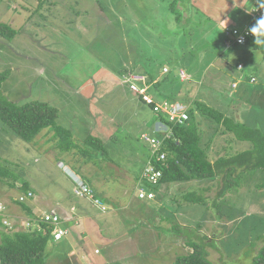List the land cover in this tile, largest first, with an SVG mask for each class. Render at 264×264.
Wrapping results in <instances>:
<instances>
[{"label":"rangeland","instance_id":"rangeland-1","mask_svg":"<svg viewBox=\"0 0 264 264\" xmlns=\"http://www.w3.org/2000/svg\"><path fill=\"white\" fill-rule=\"evenodd\" d=\"M19 1L21 5L16 4ZM190 2L189 11L182 10V24L189 15L191 19L185 30L191 35L195 50L192 49L191 62L175 68L180 80L185 82L182 93L188 90L186 101L177 102L187 109L189 101L198 95L208 106L227 110L232 107L226 102L230 100L231 89L227 87L230 77L238 72L251 74L256 78L253 87L261 86L258 89L261 97L257 101L262 110L257 104L252 105L254 118L246 123L263 131L264 66H246V57L236 54L245 50L241 47L244 45L226 47L223 41L226 27L245 25L244 17L235 21L231 16L235 8L243 11L245 0ZM13 3L18 13L7 12L8 5ZM168 4L169 0H44V4L38 0H0V22L6 21L18 30L11 41L0 37V72L10 70L3 84L4 95L20 103L29 99L49 103L57 108V122L72 131L77 145L83 146L81 140L90 133L99 138L106 149L101 155L90 151L83 156L79 148L64 152L58 148L59 142L52 132L43 130L35 143H26L0 124V165L18 177L13 188L6 184L11 180L0 181L3 224L0 231L9 224L15 232L25 231L26 220L33 219L13 203L23 193L20 187L24 182L34 196L26 202L34 214L39 216L50 209L59 212L65 221L72 214L76 215L78 227L79 224L85 226L72 229L73 235L53 245L54 249L48 245L51 254L46 264H174L177 256L190 251L183 233L177 235L175 227L213 240L217 249L209 251L212 261L222 259L226 264H246L244 253L249 245L255 241V250L248 253V258L259 248L256 236L264 235V189L256 187L261 181L258 173L243 174L240 187L225 196V205L218 210L188 205L180 198L187 191L209 185L207 181L161 186L156 194L158 198L151 201L136 197L150 151L142 135L156 137L158 129L163 127L137 94L127 87L122 89L128 82L130 86L139 87L135 80L143 78L138 74L123 75L126 71L122 73V70H127L132 62L143 70L146 59L140 60V50L136 49V44L133 49L127 35L134 39L139 34L148 44L158 42L152 37L157 33L166 38L174 36L176 26L167 15ZM29 11L33 13L30 15ZM85 19L88 23H84ZM100 20L102 28H99ZM194 28L199 35L193 40L197 32ZM116 29L120 35L118 37L117 32L115 38L112 34ZM187 56L185 53L184 60ZM231 56L235 57L227 63L232 71L222 69L229 72L220 77L213 61ZM158 60L160 64H169L164 55ZM237 62L244 65L243 70L235 66ZM163 67L165 74L170 66ZM119 71L122 75H118ZM107 72L112 86L104 78L103 73ZM162 76L158 75V79ZM97 78L101 82H96ZM193 78L197 81L191 82ZM152 85L145 84L142 88L145 95L159 103L161 87L157 93ZM210 128L209 121L200 120L198 132L212 162L218 156L250 147L249 143L235 142L228 136L217 135L210 139L213 132ZM71 175L77 176L73 177L76 182L82 181L94 189L93 193L97 192L99 199L94 198L107 203L105 212L94 210L91 199L72 193ZM210 192L213 195V191ZM58 199H63L61 207L55 205ZM49 200L53 201L51 207ZM65 225L69 226V222Z\"/></svg>","mask_w":264,"mask_h":264},{"label":"trees","instance_id":"trees-1","mask_svg":"<svg viewBox=\"0 0 264 264\" xmlns=\"http://www.w3.org/2000/svg\"><path fill=\"white\" fill-rule=\"evenodd\" d=\"M38 1L41 4H44V0ZM165 1L166 0H164V2ZM16 4L21 5V2L19 1V3ZM14 5V3L11 5L9 4L7 12L12 11L18 13L15 8L16 6ZM191 6L190 0H169L167 15L169 14V16L172 17V21L176 26V31L173 33L174 36L172 37L166 38L163 35L159 36L157 33L152 37L154 40L157 39L158 42L154 41L153 43L148 44L145 37H141L139 34H137L134 39L127 35L128 39L131 40L133 49L134 44H136V49H138V51L140 50V60L144 58L146 59L142 66L143 70L139 68L137 69L135 62H132L130 66L125 68L127 70H122V73L126 71L123 75L138 74V76H141L143 80H135L138 82L137 84L139 87H143L145 84L153 83L152 90L157 91V93L161 87L159 96L162 99L157 98L159 102H177L179 100L186 101L185 98H187L188 90L185 94L182 93L184 89L183 84L185 82L180 80L179 75L175 72V70H177L175 68H178L179 65L183 66L193 60L191 54L192 49L195 50L192 48L195 43L192 39H190L191 35L189 32L185 30L191 19L189 15L185 19V24H182L184 19L182 10L185 9V11H189ZM252 6L260 8L258 0H245L243 5L245 9L250 10ZM71 10H73V8ZM33 11H29L30 15ZM232 13L231 16H233L235 21L237 18H248L245 25H248L250 29L259 19L258 17H252L251 12L245 10L242 11L240 8H235ZM69 14L70 13L68 11L67 15L69 16ZM37 15L40 16L39 14ZM71 19L72 18L70 17V20ZM84 23H88V21L85 19ZM99 23V28H102L103 26H101V20ZM234 26L237 25H233L232 27ZM243 26L238 25V27ZM106 27L108 28V26H105V28ZM114 28H116L115 25ZM194 30L197 31L196 28H194ZM117 32L119 37V29H116V32L112 34L113 37H115ZM17 33L18 30L13 29L6 21L0 22V37L4 40H13ZM197 35H199L198 31L193 34V40L196 39ZM122 36L124 35L122 34ZM225 39L226 37L223 36V41ZM259 39L264 40L262 36L259 37ZM254 40V36L247 39L244 46L241 47L250 49L251 51L260 52L264 60V44H257ZM191 42H193V45H191ZM235 45L237 44H233L231 47H235ZM185 53H188L186 60H184ZM162 55L165 56V60H167L169 64L158 63V59L161 58ZM163 65L170 66V69H167L165 74L162 73V68H164ZM238 65L241 64H237V66ZM242 67L243 66L241 65V68L239 69L242 70ZM187 71L188 74H191V71ZM103 75L104 78H107L106 83H110L112 86V80L111 78H108V72L107 74L103 73ZM118 75H122L121 71L118 72ZM158 75L163 76L161 79H158ZM248 75H246L245 81L253 82L255 78L249 77ZM9 76L10 70L8 69L0 72V124L4 129L10 131L13 136L26 143H35V139L43 130L52 132L53 137L59 142L58 148H61L64 152H70L74 148H79L82 155L84 154L83 156L88 154L90 151H97L100 155L101 153L106 152L102 141L90 133H88V135L81 140L83 146L77 145L74 142V138H72V131L57 122V108L49 103L33 99L20 103L17 100H11L7 97V95H4L3 84L8 80ZM193 79H191V82L196 80ZM96 80V82H101L98 78ZM126 85L128 86H123L122 89L125 87L129 88L128 90L130 92L137 94L140 102L146 104V102L142 100V96L130 88L129 82ZM90 94H92V92ZM196 96L197 97L192 99V101L187 99V101L190 102V106L187 108L188 118L182 124L168 122L161 115H156L160 122L164 123L170 132V136L162 140L161 147L157 152L158 154L163 153L165 159L157 161L155 154L150 157V151L148 152L149 156H147L148 158L150 157V161L154 169L160 171L161 175L158 183L155 185H151L145 182V180L142 181L140 178L138 182H142L146 188L151 189L154 192L153 199H155V197L158 198L156 194L159 192L161 186L189 183L193 181H200L204 183L207 181L210 183L209 185L204 188H196L191 191H187L182 194L180 198L183 203L188 205L205 206L206 208L210 207L218 210L221 206L225 205V196L233 189L240 187L241 178L243 174L247 172L260 174L261 181L256 187L259 190L264 189V130L262 131L254 126L248 125L237 115H231L226 111L214 109L208 106L206 102L202 101L201 98H198V95ZM153 101L157 102V100ZM153 104H147L151 111ZM202 119L210 122V129L213 131L210 135V139L216 137L217 135L228 136L232 139V141L249 143L250 147L243 151L239 150L231 153L228 156H218L213 162L210 161L207 156L208 147L203 145L202 136L198 132V126L200 120ZM157 137H162V133H158ZM17 179L18 177L16 174L8 168L0 165V181L11 180L12 182H6V184L8 187L13 188L15 187ZM20 190L23 193H27V191H29V185L24 182L21 185ZM210 191H213V195ZM96 193L97 192L95 191L94 196H96ZM96 198L98 197L96 196ZM13 203L18 204L25 215L33 216L32 208L26 202L14 199ZM100 204L104 207L107 205V203L103 200ZM93 209L105 212L95 206H93ZM1 218L2 215L0 214V226L3 227ZM68 222L69 226L65 225L66 222L63 224V227L68 229L67 234L63 238L72 234L70 226H73L75 222L74 220ZM53 227L52 225H48L43 222L38 223V227L34 230L15 232L13 229L4 227V230L0 231V264H46L51 254V252L47 249V246L51 245L52 249H54L53 245L64 240L61 239L58 242H52L51 232ZM173 230L177 235L183 233V236L186 238L185 244L190 249L188 253L177 256L174 264H226L222 261V259L215 261L209 259L210 249H217L213 240L207 238L206 236L195 234L193 231H189L188 229H184V231H182L181 228L175 227ZM256 241L260 243L256 253L250 258L247 256L248 253L255 250V241L249 245V249L244 253V257L247 259L246 264H264V235L260 234L256 236Z\"/></svg>","mask_w":264,"mask_h":264},{"label":"built area","instance_id":"built-area-1","mask_svg":"<svg viewBox=\"0 0 264 264\" xmlns=\"http://www.w3.org/2000/svg\"><path fill=\"white\" fill-rule=\"evenodd\" d=\"M252 17H258L259 19L264 16V10L259 9V8H253L251 10ZM225 37L226 39L224 40V45L226 47H229L233 44L237 45H244L247 41V39H250L253 37V34L250 31V28L248 25H244L243 27H226L225 28ZM238 68H241V65L237 66ZM130 88L133 91H137L138 94L142 96V99L146 104H153L152 106V112L155 113L156 115H161L164 117L168 122H173L177 124H182L185 122L188 118L186 108L184 105L178 103V102H167V101H162V102H154L152 101L151 97L145 95V89L142 87H137L135 85H131ZM136 92V93H137ZM163 128H159V133H162V137H154V136H148V135H142V140L149 146L150 150V157L153 156L154 154L156 155V160L161 161L165 159V156L163 153H157L158 150L161 147L162 140L164 138H168L170 135V132L167 131L168 128L160 122ZM150 157L147 159V162L145 164V167L141 173V180H145V182L155 185L158 183L159 177H160V171H157L154 169L153 165L151 164ZM159 173V175H157ZM77 178V177H76ZM77 179L74 180L75 182V187L73 188V194L76 196L80 197H86L88 199H91L93 201V205L97 208H100L102 211L105 210V207L100 204V202L94 198V193L92 190L86 186L82 181L76 182ZM144 185L141 182V186ZM139 186L137 190L135 191L136 197L139 200H151L154 198V192L151 189L148 188H143ZM32 194L28 192L26 195H22L19 197V201L26 200L30 198ZM104 209V210H103ZM41 220L49 225H53L54 229L52 231L53 238L55 240L60 239L66 231L64 229H61L59 227V224L61 222V216L49 212L46 214H43L41 217Z\"/></svg>","mask_w":264,"mask_h":264},{"label":"crops","instance_id":"crops-1","mask_svg":"<svg viewBox=\"0 0 264 264\" xmlns=\"http://www.w3.org/2000/svg\"><path fill=\"white\" fill-rule=\"evenodd\" d=\"M246 6V5H245ZM249 6H251V5H249ZM251 8V7H250ZM252 8H255V6H252ZM251 8V9H252ZM251 9L250 10H248V9H243V10H245V11H251ZM237 17H238V15H237ZM247 19L248 18H244V22H246L247 23ZM263 37V36H262ZM243 52V53H242ZM241 53H236L238 56H245L246 57V60H247V63H245V65L246 66H249V65H251V66H254V65H260V66H264V60H263V58H262V55L260 54V52H258V51H251L250 49H245L244 51H242ZM206 55H207V53H206ZM236 56V55H235ZM235 56H231L230 58H225V60H224V58L223 59H221L220 57L217 59V60H215V61H213L214 62V65L215 66H217V68H218V70H219V74H220V77H223L224 75H226L229 71H232V69H229V65H228V63H227V60L229 59V60H231L232 61V58H234ZM237 64H241L243 67V69H244V65L241 63V62H237L236 64H235V66H237ZM222 69H226V70H228L229 69V71L228 72H225L224 70H222ZM242 69V70H243ZM236 70V69H235ZM179 71H182V72H184L182 69H179ZM236 72H238V69L236 70ZM239 74H235V73H233L234 74V78H238V77H240L239 79H234L232 76L230 77V79H229V81H228V84H227V87H229L230 89H231V91L229 92V95H230V100H226V102H230V105L232 106L231 108H229V109H227V110H224V111H226L227 113H229V114H231V115H237L242 121H244L245 123L246 122H249V120H251V119H253L254 117H253V115H254V113L252 112V105H255V104H257V105H259V107L258 108H260L261 110H262V107H260V104L258 103V99H259V97H261V93H260V90H258L259 89V87H261V86H257V87H253L254 85H256V78L253 76V75H248V74H246V73H241V72H238ZM263 74H264V72H263ZM246 75H248L249 77H252V78H255L254 79V81L253 82H249V83H247V81H245V77H246ZM236 76H238V77H236ZM190 79V78H189ZM199 80V79H198ZM212 80H213V78H212ZM192 81V80H191ZM195 81H197V80H195ZM194 81V82H195ZM264 83V82H263ZM198 84L200 85L201 84V81L199 82L198 81ZM264 87V86H263ZM252 94V95H251ZM251 95V96H250ZM254 96V97H253ZM243 99H246V101L248 102V103H250L251 105H246L245 103H244V100ZM240 106H242V107H240ZM252 107V108H251ZM232 109V110H231ZM258 111V110H257ZM232 112H233V114H232ZM255 119H256V117H255ZM62 163H64V162H62ZM50 202V205H48L49 207H51V206H53V201H51V200H49ZM62 201H63V199H58L56 202H55V205H58L59 204V207H61V203H62ZM82 210V209H81ZM70 214V213H69ZM72 215L70 214L69 215V217H71ZM72 217H75L74 218V222H75V224L72 226H70V230H72L73 229V231L74 230H76L77 228H80V229H82L83 227H85L84 226V224H83V226L82 225H80L79 224V227H78V225H77V219H76V216H72ZM83 223V222H82ZM77 225V226H76ZM82 227V228H81ZM84 229V228H83ZM83 231L84 230H82V231H80L79 230V232H81V233H83ZM75 232H77V231H75Z\"/></svg>","mask_w":264,"mask_h":264},{"label":"clouds","instance_id":"clouds-1","mask_svg":"<svg viewBox=\"0 0 264 264\" xmlns=\"http://www.w3.org/2000/svg\"><path fill=\"white\" fill-rule=\"evenodd\" d=\"M258 3H259V7L260 8H264V0H258ZM255 8H258V7H255ZM259 8V9H260ZM253 9V8H252ZM251 9V10H252ZM262 10H264V9H262ZM251 12V11H250ZM250 31H251V33L253 34V36L255 37V40H254V42L255 43H257V44H264V40H261V39H259V37H261V36H264V16H262L260 19H258L257 20V22H256V24L253 26V27H251V29H250ZM186 111H187V109H186ZM155 114V113H154ZM156 115V114H155ZM188 115V114H187ZM164 124V123H163ZM165 125V124H164ZM166 126V125H165ZM170 136V135H169ZM146 162H147V160H146ZM145 162V163H146ZM64 167H66V166H64ZM64 167L62 168V169H64ZM65 172L67 173L68 172V169H66L65 170ZM157 175H159V173H157ZM73 177H77L76 175H71V179H72V182H73V188L75 187V182H74V179H73ZM85 184V183H84ZM28 192H30L31 194H32V192L29 190V191H27V193ZM27 193H22V194H20V195H18V197L17 198H15V199H18L19 200V197L20 196H22V195H26ZM73 193V192H72ZM78 197H80V196H78ZM33 198H34V196H33V194H32V196L30 197V198H28V199H26V200H23V201H21V202H27L28 200H33ZM86 198V197H85ZM55 211V210H54ZM49 212H53L52 210H50V209H48V210H45V212H43V213H40V215L38 216L37 214H34V212H33V208H32V213H33V219H29V220H26V230H34L35 228H37L38 227V223H40V222H43L42 220H41V217H42V215L43 214H46V213H49ZM53 213H56V214H58V215H60L59 214V212H57V211H55V212H53ZM70 213H72V211L70 212ZM72 215V214H71ZM61 216V222H60V224H59V227L61 228V229H64L65 231H66V233L60 238V239H58V240H55L54 238H53V235H52V232H51V240H52V242H58V241H60L61 239H65V238H63V237H65V235L67 234V231H68V229L67 228H65V227H63V224L64 223H62V222H64L65 220H64V218H63V216L62 215H60ZM74 216H76V215H74ZM74 218L75 217H69L65 222H68V221H73L74 220ZM1 221H2V218H1ZM44 223V222H43ZM49 225V224H48ZM53 226V225H52ZM33 227V228H32ZM6 228H8V229H13L12 228V226L9 224L8 226H6ZM53 229H54V227H53ZM53 231V230H52Z\"/></svg>","mask_w":264,"mask_h":264},{"label":"bare ground","instance_id":"bare-ground-1","mask_svg":"<svg viewBox=\"0 0 264 264\" xmlns=\"http://www.w3.org/2000/svg\"><path fill=\"white\" fill-rule=\"evenodd\" d=\"M94 190V189H93ZM53 227V226H52Z\"/></svg>","mask_w":264,"mask_h":264}]
</instances>
